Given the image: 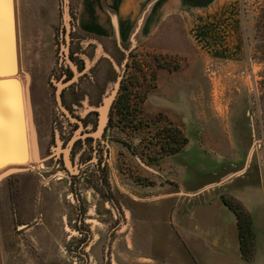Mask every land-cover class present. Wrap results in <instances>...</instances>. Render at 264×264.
<instances>
[{
    "label": "rangeland",
    "instance_id": "obj_1",
    "mask_svg": "<svg viewBox=\"0 0 264 264\" xmlns=\"http://www.w3.org/2000/svg\"><path fill=\"white\" fill-rule=\"evenodd\" d=\"M259 1L228 0L218 16L195 22L188 41L179 23L171 50L129 43L115 44L111 51L100 42L88 47L91 38L72 43L76 16L69 0L67 53L65 1L17 0L20 75L23 81L24 72L31 77L42 160L35 162L30 152L27 163L8 165L27 170L0 181L8 264H264V15ZM72 48L84 52L86 71L99 58L113 63L117 79L110 78L103 97L125 73L131 106L129 114H116L101 136L109 151L106 172L95 163L97 156L85 167L80 155L91 157L94 151L80 142L72 146L74 158L71 151L78 169L69 171L63 161V146L83 129L70 136L73 129L53 85L61 83L57 78L69 66ZM171 79L174 86L168 90ZM167 130L178 131L173 147L188 140L176 154L172 146L161 148ZM177 179L194 191L184 192ZM225 195L251 215L255 242L246 257Z\"/></svg>",
    "mask_w": 264,
    "mask_h": 264
},
{
    "label": "crops",
    "instance_id": "obj_2",
    "mask_svg": "<svg viewBox=\"0 0 264 264\" xmlns=\"http://www.w3.org/2000/svg\"><path fill=\"white\" fill-rule=\"evenodd\" d=\"M72 1L76 16L73 24V31L79 38L80 42L83 43L82 41L85 38H91L93 39L91 42L95 44L100 42L103 49L108 48L111 51H115L113 48L115 47V44L122 48V46H126L129 43L133 46L146 45L155 47L158 50H171L174 47L173 36L177 33L175 29L179 23L181 25V31L185 34V39L188 41L187 35L195 22H202L206 16H218L219 11L221 12L223 7L228 3V0ZM111 53L113 55L115 54L113 52ZM172 81L173 80L171 79V82ZM173 86L174 84L172 82L171 86L168 85L165 88L171 90ZM160 88L163 90L164 87L162 84L160 85ZM4 89L6 88L4 87ZM68 99L72 100V97ZM73 103L74 106H76L74 101ZM41 104H39V108H41ZM87 104L88 101L86 105ZM2 107L9 110H15L16 103L11 98H6L5 104L2 105ZM70 119L73 122L77 121L71 117ZM2 125L3 121L0 118V127H2ZM77 140L78 138L75 139L73 145H76ZM67 169L71 171L69 166H67ZM177 182L182 185L181 189H183L184 192L189 194L194 191V189L190 188L186 182H181L180 179H177ZM189 202L190 201H188L187 208L190 207ZM194 207L195 206L192 207V210L190 211L191 213H194ZM175 212L173 213V217H175ZM189 223L188 227L192 224L191 217ZM0 264H8L1 210Z\"/></svg>",
    "mask_w": 264,
    "mask_h": 264
},
{
    "label": "water",
    "instance_id": "obj_3",
    "mask_svg": "<svg viewBox=\"0 0 264 264\" xmlns=\"http://www.w3.org/2000/svg\"><path fill=\"white\" fill-rule=\"evenodd\" d=\"M64 22L66 26V34L68 43H66V52H70L69 33L71 24L69 0H64ZM68 44V45H67ZM71 66L77 75L80 73L70 56L67 57ZM22 71L20 53H19V33H18V16H17V0H0V118L3 121L0 127V170L10 164H25L29 161V135L33 160L37 163L41 162L39 141L37 129L35 126L34 112L31 102L30 92V75L24 72L25 80L21 77ZM66 83L58 84L57 96L60 105L66 113L72 118L69 110L62 104L61 90ZM4 87L6 89H4ZM119 87V85H118ZM118 87L108 93L98 110V127L94 132V136L101 137L106 130V126L110 119V109L116 98ZM26 107L28 115L25 110ZM11 98L16 103L14 111L8 110L2 105L5 99ZM28 117V118H27ZM28 119V125H27ZM80 135L76 133L66 147L63 146V155L66 163L72 171H76L75 161L71 156L72 146L75 138ZM62 150V146H61ZM27 167H8L0 172V181L5 177L17 172L27 170Z\"/></svg>",
    "mask_w": 264,
    "mask_h": 264
},
{
    "label": "flooded vegetation",
    "instance_id": "obj_4",
    "mask_svg": "<svg viewBox=\"0 0 264 264\" xmlns=\"http://www.w3.org/2000/svg\"><path fill=\"white\" fill-rule=\"evenodd\" d=\"M79 41V38L73 34L72 38V43L77 44ZM80 42V41H79ZM95 43L90 42L88 44V47L93 46ZM72 45V44H71ZM71 49V47H70ZM72 53H70V58L73 60L75 63L76 67L79 69L81 73L78 74V78L74 81H72L69 84H66L62 90H61V99H62V104L69 110L71 116H74L77 121L73 122L70 119V116L64 111V115L68 117V122L71 125L72 135L75 133L77 129L80 127H83V129L80 131V137L78 138L77 142H80L82 147H86V145L90 146L91 149L94 151V154L91 157H85L83 153L80 155V158H82V162H84L85 167L90 163L89 161L94 157L97 156V160L95 163H97L99 169H101L102 172H106L108 168V161H109V151L107 150V153L105 152L104 142L102 141V137H96L94 136V133L91 134L92 131H96L98 127V110L97 108L101 106V103L103 102V96L105 95L107 85L109 84L110 78L114 77V73L116 71L115 67L110 63V60L105 62L107 59L106 58H99L98 61L93 63L90 67L89 70L86 71L85 69L87 68V60L83 56V53L77 52L72 48ZM80 51L82 49H79ZM87 51V50H86ZM88 53V51H87ZM101 59V60H100ZM109 59V58H108ZM66 61V60H63ZM114 68H113V67ZM83 71V72H82ZM76 76V72L73 69L72 66H67L65 69H62L61 73L58 75V80H61V83H67L69 80H71L73 77ZM124 77L125 73H123L122 78L120 79L119 87H118V92L116 94V98L111 106L110 109V119L109 122L106 126V130L103 133V137L105 138V134L107 131L110 130V126L112 125L113 118L115 117L117 113V107H116V101L117 98L120 94V91L122 89V86H124ZM117 79V78H116ZM55 90H56V95H57V90H58V85L53 83ZM67 91H70V96L72 97L71 102H69V99L67 97ZM107 94V93H106ZM88 101V104L83 101L85 100ZM75 105L74 106V103ZM91 108L85 115L82 114L83 109ZM77 110H81L80 112H76ZM52 122V121H51ZM54 122H52V132L55 133V128H54ZM64 124V122H63ZM90 125H92L90 127ZM64 129L66 127H63ZM67 132L62 131V135L60 136L63 140H65L64 145L66 146V141L68 138H66ZM54 140L56 143V138L54 134ZM76 142V143H77ZM77 144L74 146L76 147ZM73 147L72 149V155L74 158V150L75 148ZM63 154V153H62ZM63 161L65 163V160L63 158ZM76 164V163H75ZM251 166V165H250ZM81 169V166H80ZM82 170V169H81ZM247 172V171H245ZM244 172V173H245ZM82 172H79V175H81ZM224 203L231 209V205L234 208H238V204L233 202L231 199H229L226 195L223 198Z\"/></svg>",
    "mask_w": 264,
    "mask_h": 264
},
{
    "label": "trees",
    "instance_id": "obj_5",
    "mask_svg": "<svg viewBox=\"0 0 264 264\" xmlns=\"http://www.w3.org/2000/svg\"><path fill=\"white\" fill-rule=\"evenodd\" d=\"M259 5H261L260 9H261V15H264V0L263 3L260 4L259 1ZM131 96L130 93L128 92V87L127 86H122V89L120 91V94L117 98L116 101V107H117V113L118 115H122V114H129L128 113V109L131 106ZM134 121L131 122V124ZM139 128H142L144 125V121L142 119H140L139 121ZM167 134H169L167 137L165 136L164 141H162L161 143V148L162 150H166L168 148H171L172 144V140L173 142H178L177 140V134L178 131H174L173 134L169 133V130H167ZM188 143V140L185 141L184 144H182V146H172L173 150L172 153L176 154L179 151H181ZM152 160V159H151ZM240 205V204H239ZM231 209L235 212V215L237 217V228H238V234H239V242H240V249L242 252V255H244L245 257L248 254L247 249L251 248L250 250L253 249L254 246H252L255 242V233H254V229H253V222H252V218L250 213L245 210V208H243L241 205L236 209L231 205ZM80 230L82 232H87L84 228L80 227ZM84 257V256H83Z\"/></svg>",
    "mask_w": 264,
    "mask_h": 264
},
{
    "label": "bare ground",
    "instance_id": "obj_6",
    "mask_svg": "<svg viewBox=\"0 0 264 264\" xmlns=\"http://www.w3.org/2000/svg\"><path fill=\"white\" fill-rule=\"evenodd\" d=\"M65 51H66V48H65ZM25 100H26V99H25ZM25 102H26V101H25ZM25 104H26V103H25ZM25 108H26V110H27V107H25ZM15 109H16V108H15ZM8 110H9V109H8ZM11 111H14V110H11ZM27 115H28V112H27ZM44 115H45V114H44ZM44 117H45V116H44ZM27 118H28V117H27ZM40 121H41V120H40ZM42 121H43V120H42ZM44 122H45V121H44ZM27 125H28V119H27ZM42 126H43V125H42ZM42 128H43V127H42ZM42 128H41V129H42ZM41 131H42V130H41ZM28 133H29V138H30V132H28ZM29 148H30V152H31V156H32L31 143H30V147H29ZM32 158H33V156H32ZM29 159H30V156H29ZM10 165H12V164H10ZM7 166H8V165H7ZM8 167H11V166H8ZM8 167H7V168H8ZM12 167H13V166H12ZM14 167H21V166H16V165H15ZM2 169H3V168H2ZM0 172H1V171H0Z\"/></svg>",
    "mask_w": 264,
    "mask_h": 264
}]
</instances>
